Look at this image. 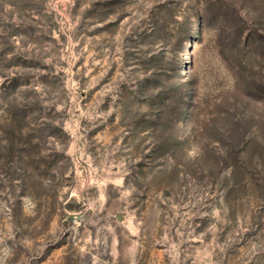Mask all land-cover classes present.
<instances>
[{
    "label": "rangeland",
    "instance_id": "374dc122",
    "mask_svg": "<svg viewBox=\"0 0 264 264\" xmlns=\"http://www.w3.org/2000/svg\"><path fill=\"white\" fill-rule=\"evenodd\" d=\"M164 1L0 0V264H264V0H183L163 108Z\"/></svg>",
    "mask_w": 264,
    "mask_h": 264
},
{
    "label": "trees",
    "instance_id": "16d2710c",
    "mask_svg": "<svg viewBox=\"0 0 264 264\" xmlns=\"http://www.w3.org/2000/svg\"><path fill=\"white\" fill-rule=\"evenodd\" d=\"M157 10L149 17L145 26H140L132 33L129 40L130 50L126 51L124 56L136 67L134 68L137 80L144 71L146 78L138 82L139 93L154 92L156 99L153 102H158L164 108L169 103L161 91V73L158 69L166 60L170 63L180 61L183 40L187 33H191L192 12H189V5H185L183 0L164 1ZM164 43L170 47L167 49Z\"/></svg>",
    "mask_w": 264,
    "mask_h": 264
},
{
    "label": "water",
    "instance_id": "95a60500",
    "mask_svg": "<svg viewBox=\"0 0 264 264\" xmlns=\"http://www.w3.org/2000/svg\"><path fill=\"white\" fill-rule=\"evenodd\" d=\"M119 218H121V217H119Z\"/></svg>",
    "mask_w": 264,
    "mask_h": 264
}]
</instances>
